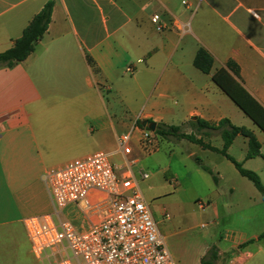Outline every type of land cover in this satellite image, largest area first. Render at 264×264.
I'll return each instance as SVG.
<instances>
[{"label":"crops","instance_id":"crops-1","mask_svg":"<svg viewBox=\"0 0 264 264\" xmlns=\"http://www.w3.org/2000/svg\"><path fill=\"white\" fill-rule=\"evenodd\" d=\"M50 1L51 23L35 51L0 68V244L14 243L26 231L25 219L54 213L46 171L97 152L135 161L118 139L122 129L146 132L137 121L176 126L182 116L186 127L194 118L229 119L258 138L254 123L212 76L234 61L242 84L264 106V0H0V53ZM157 15L163 31L153 22ZM200 48L214 58L211 74L194 66ZM113 91L124 118L114 113ZM114 140L119 148L112 151ZM258 140L262 154L264 137ZM251 160L246 152L239 161ZM211 206L218 220L219 204Z\"/></svg>","mask_w":264,"mask_h":264},{"label":"rangeland","instance_id":"rangeland-1","mask_svg":"<svg viewBox=\"0 0 264 264\" xmlns=\"http://www.w3.org/2000/svg\"><path fill=\"white\" fill-rule=\"evenodd\" d=\"M108 98L114 105V113L124 118L126 109L115 91ZM178 118L174 124L181 126L182 116ZM254 129L258 138L264 137L257 126ZM182 130L190 132L189 124ZM119 132L120 136L131 134V159L136 162L131 170L176 264H201V259L212 247H217L219 252V259L214 264H264V238L244 251L238 248L251 239L257 240L264 233V203L254 185L243 178L230 161L217 152L186 140L165 139L154 133L146 139L141 131L133 132L131 129ZM244 139L238 138L229 151L237 161L248 153ZM207 142L218 149L223 147L218 132L213 133ZM118 148L117 141L111 142L112 151ZM262 154L264 156V147ZM110 161L115 169L121 164L128 166L119 155L111 156ZM244 167L256 172L264 185L262 157L244 163ZM142 173L148 174V178L142 179ZM172 178L178 180V186L171 184ZM218 188H222L221 197L216 195ZM230 188L235 189L233 194L229 193ZM251 191L258 196L251 195ZM212 202L219 204L218 220L213 215ZM198 203L205 205L206 209H200ZM164 213L170 215L169 220L163 218ZM64 214L77 228L83 229L87 225H83L82 215L74 206L66 209ZM0 247V264H43L33 254L25 230L18 234L14 243L3 242ZM206 248L210 249L203 256Z\"/></svg>","mask_w":264,"mask_h":264},{"label":"built area","instance_id":"built-area-1","mask_svg":"<svg viewBox=\"0 0 264 264\" xmlns=\"http://www.w3.org/2000/svg\"><path fill=\"white\" fill-rule=\"evenodd\" d=\"M153 22L158 31L166 28L159 15ZM130 140L131 134L118 139L126 156L133 153ZM110 159L109 153L97 152L44 173L54 213L24 221L32 252L43 264H176L131 170L135 161L117 170ZM70 206L89 228H77L65 216Z\"/></svg>","mask_w":264,"mask_h":264},{"label":"trees","instance_id":"trees-1","mask_svg":"<svg viewBox=\"0 0 264 264\" xmlns=\"http://www.w3.org/2000/svg\"><path fill=\"white\" fill-rule=\"evenodd\" d=\"M54 1L48 2L43 9L32 19L30 24L23 31L22 36L14 42L11 49L0 53V68H11L25 61L36 49L38 43L47 33L51 23ZM89 63L91 60L89 59ZM214 65L212 54L204 48H200L194 59L196 69L204 74H211ZM213 82L233 101V103L264 133V106L261 105L244 87L241 82L240 67L230 60L225 67L220 68L212 76ZM151 123V121H149ZM143 121H137L136 125L143 129ZM192 133L187 134L181 126L157 124L155 135L165 139L186 140L201 146L203 149L211 150L223 155L230 161L238 173L248 179L259 191L264 202V185L261 177L254 171L244 167L243 162L237 161L229 154V149L237 137L241 136L247 140V160L264 156L261 154V143L255 134L243 127L235 126L229 119H222L218 123H212L200 118H194L188 122ZM212 132H218L223 140L222 149L214 147L207 140ZM200 136V137H199ZM264 238V233L257 239H251L238 248L244 250ZM219 259L217 247H212L208 254L201 259V264H214Z\"/></svg>","mask_w":264,"mask_h":264},{"label":"water","instance_id":"water-1","mask_svg":"<svg viewBox=\"0 0 264 264\" xmlns=\"http://www.w3.org/2000/svg\"><path fill=\"white\" fill-rule=\"evenodd\" d=\"M142 126L146 129V132H155L157 124L154 122L149 123L148 121H143Z\"/></svg>","mask_w":264,"mask_h":264}]
</instances>
